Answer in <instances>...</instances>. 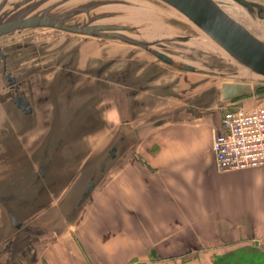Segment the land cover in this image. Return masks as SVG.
Wrapping results in <instances>:
<instances>
[{"label": "water", "instance_id": "1", "mask_svg": "<svg viewBox=\"0 0 264 264\" xmlns=\"http://www.w3.org/2000/svg\"><path fill=\"white\" fill-rule=\"evenodd\" d=\"M186 74L222 82L154 111ZM258 83L262 0H0V264L76 221L149 132Z\"/></svg>", "mask_w": 264, "mask_h": 264}, {"label": "crops", "instance_id": "2", "mask_svg": "<svg viewBox=\"0 0 264 264\" xmlns=\"http://www.w3.org/2000/svg\"><path fill=\"white\" fill-rule=\"evenodd\" d=\"M234 102L145 135L134 146L145 162L124 157L80 217L49 242L34 244L35 258L25 255V262L215 264L252 246L264 254V166L220 170L212 151L219 110Z\"/></svg>", "mask_w": 264, "mask_h": 264}, {"label": "built area", "instance_id": "3", "mask_svg": "<svg viewBox=\"0 0 264 264\" xmlns=\"http://www.w3.org/2000/svg\"><path fill=\"white\" fill-rule=\"evenodd\" d=\"M212 151L221 170L264 166V101L226 109Z\"/></svg>", "mask_w": 264, "mask_h": 264}, {"label": "rangeland", "instance_id": "4", "mask_svg": "<svg viewBox=\"0 0 264 264\" xmlns=\"http://www.w3.org/2000/svg\"><path fill=\"white\" fill-rule=\"evenodd\" d=\"M262 1H264V0H262ZM30 34H32L33 36H37L41 39H45V37H46V35L43 33L42 30H35L33 32H30ZM26 36H27V34H20V35L18 34V35H15V36L8 38L7 41H9V42L10 41H13V42L21 41ZM105 56H109V55H105ZM141 58H143V56ZM147 58H148V56H147ZM205 58L207 61L208 57L205 56ZM194 76H197V77H194ZM199 78H201V81H202L203 76H201V74L193 75V78H191V82H192L191 86L189 87V89H187L185 91H182L179 88H176L173 94H170V95L168 94V96H162V97L158 98L157 106L154 109V111L162 112V111H167L169 109L184 105L189 100V98H191V97H193L199 93H202L204 91H212L213 90L212 85L214 82H216V84H218L219 81H220L219 83L222 82L221 79H219L217 77H211L209 80L206 81L208 84H205L203 82H201V84H199L196 82L197 80H199ZM203 79H206V77ZM257 85H258V87L256 89H254L253 93H251L245 97L235 99L234 103L227 105L225 109H222L219 111H221L223 113L226 109H230V108L237 106V105L250 104V103L264 101V83H258ZM138 148H139V146L137 148H133L129 153L126 154L125 157H126L127 163L130 161L132 162L135 159H138L141 162H145V159L142 157V154L138 152ZM153 151H156V149L153 148ZM125 164H123L122 167ZM120 169L115 170L112 177L114 175L118 174ZM105 184H102L97 190H101V188H103L105 186ZM34 249H35V245H32V246L28 247L27 249H25L21 254H19V256L15 260L14 264H27L25 262V258L28 256H30L32 258L31 259V261H32L35 258V250ZM237 253H238V257H235L234 259H232L233 262L232 263L230 262L229 264H264V255L262 253V248L259 246H252L249 248L243 247L241 249H238ZM25 255H26V257H25Z\"/></svg>", "mask_w": 264, "mask_h": 264}, {"label": "bare ground", "instance_id": "5", "mask_svg": "<svg viewBox=\"0 0 264 264\" xmlns=\"http://www.w3.org/2000/svg\"><path fill=\"white\" fill-rule=\"evenodd\" d=\"M112 46V47H111ZM110 47V49L108 50V53L109 54H111V55H114V54H116V53H119V52H121L122 50H123V48H124V46H121V45H111ZM106 48H109V47H106ZM193 75H197V74H186V75H183V77H182V79H181V81L179 82V84H178V88L180 89V90H182V91H185V90H187V89H189V87L191 86V78H193ZM199 76V75H198ZM201 76H203V78H205L206 76H204V75H201ZM194 77H197V76H194ZM202 78V81H201V78H199V80H197L196 82L197 83H199V84H201V82H203V83H205V84H208L206 81L207 80H209L210 78L209 77H206V79H203ZM220 82V81H219ZM215 84H216V82H214L213 83V85H212V87H214L215 86ZM106 141V140H108V136H105V137H103L102 138V140H100V143L99 144H102L101 142L102 141ZM131 151V149L128 151V153ZM95 193V191L93 192V194ZM92 194V195H93ZM42 241H44V242H49V239H44V240H42Z\"/></svg>", "mask_w": 264, "mask_h": 264}, {"label": "trees", "instance_id": "6", "mask_svg": "<svg viewBox=\"0 0 264 264\" xmlns=\"http://www.w3.org/2000/svg\"><path fill=\"white\" fill-rule=\"evenodd\" d=\"M235 257H238V254L237 255L223 256V257L217 259L215 264H229L230 262L232 263L233 262L232 259H234Z\"/></svg>", "mask_w": 264, "mask_h": 264}]
</instances>
